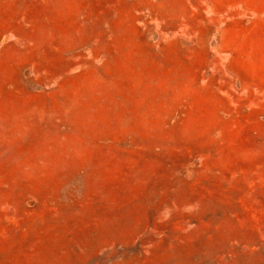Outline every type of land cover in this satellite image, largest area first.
Instances as JSON below:
<instances>
[{
	"label": "rangeland",
	"instance_id": "1",
	"mask_svg": "<svg viewBox=\"0 0 264 264\" xmlns=\"http://www.w3.org/2000/svg\"><path fill=\"white\" fill-rule=\"evenodd\" d=\"M0 264H264V0H0Z\"/></svg>",
	"mask_w": 264,
	"mask_h": 264
}]
</instances>
